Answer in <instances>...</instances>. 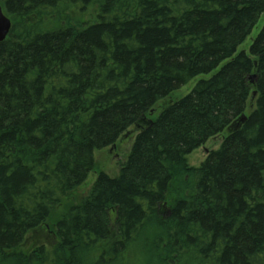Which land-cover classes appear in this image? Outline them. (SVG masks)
<instances>
[{"label": "trees", "instance_id": "1", "mask_svg": "<svg viewBox=\"0 0 264 264\" xmlns=\"http://www.w3.org/2000/svg\"><path fill=\"white\" fill-rule=\"evenodd\" d=\"M0 5V264H264V0Z\"/></svg>", "mask_w": 264, "mask_h": 264}, {"label": "rangeland", "instance_id": "2", "mask_svg": "<svg viewBox=\"0 0 264 264\" xmlns=\"http://www.w3.org/2000/svg\"><path fill=\"white\" fill-rule=\"evenodd\" d=\"M254 32L255 31H253V33L251 34V37L254 35ZM249 40L250 39L248 38L245 44H247ZM245 44L239 47L237 52H239L240 49H242V47L245 46ZM195 82L196 80L192 81L191 83L181 88L180 91H178L179 93H181L180 95H184L188 93L190 89L194 86ZM127 138L123 139L121 142H119V144L117 143L115 149L110 152H109L110 148H107L102 152L95 153L97 167L94 169L93 173L89 176V180H87L88 184L89 183L91 184L93 178H95L99 172H104L111 177H114L118 173L120 164L126 160L127 157L126 155L128 154V151L130 150L133 144L134 137L133 139L132 137H127ZM215 146L216 143L214 141H211L206 143L203 147H200L199 149L195 150L193 153L187 156L188 164L190 166H198L202 161L205 160L208 152L211 149L215 148ZM218 146L216 147V149L218 148ZM35 242L38 244L40 242L45 243L46 241L44 242L43 239L41 240L39 239L36 240ZM8 264H14V263L10 261L8 262Z\"/></svg>", "mask_w": 264, "mask_h": 264}, {"label": "water", "instance_id": "3", "mask_svg": "<svg viewBox=\"0 0 264 264\" xmlns=\"http://www.w3.org/2000/svg\"><path fill=\"white\" fill-rule=\"evenodd\" d=\"M11 21L10 19L3 13V9L0 6V42L4 41L10 31ZM255 75L250 77V82H253ZM126 135L123 137L125 138Z\"/></svg>", "mask_w": 264, "mask_h": 264}]
</instances>
